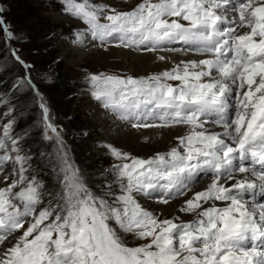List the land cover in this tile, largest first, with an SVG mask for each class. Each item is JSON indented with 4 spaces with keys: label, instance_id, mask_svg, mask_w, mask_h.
<instances>
[{
    "label": "snow or ice",
    "instance_id": "obj_1",
    "mask_svg": "<svg viewBox=\"0 0 264 264\" xmlns=\"http://www.w3.org/2000/svg\"><path fill=\"white\" fill-rule=\"evenodd\" d=\"M57 3L77 21L64 37L70 46L154 53L170 65L84 74L83 89L111 125L182 133L147 158L99 140L111 163L81 169L0 6L8 53L0 71L24 70L0 91V264H264V0H139L130 10ZM29 92L36 114L21 125L31 110L13 101ZM141 199L176 207L164 216Z\"/></svg>",
    "mask_w": 264,
    "mask_h": 264
},
{
    "label": "rangeland",
    "instance_id": "obj_2",
    "mask_svg": "<svg viewBox=\"0 0 264 264\" xmlns=\"http://www.w3.org/2000/svg\"><path fill=\"white\" fill-rule=\"evenodd\" d=\"M95 2L108 3L118 10H130L139 0H95ZM0 6L4 8L5 22L22 37L21 42L13 41L12 46L20 49L23 59L34 61L32 78L44 94L54 114L55 123L58 126L63 125L66 130L62 135L70 147V155L81 169L87 170L88 173H95L96 170L105 168L111 163L110 158L103 154V150L95 147L99 140L113 142L114 146L123 151L142 158H147L155 152L166 151L168 145L174 144L175 136L168 140L170 143L167 142L164 145L136 142L133 136L127 134L107 140L103 135L102 123L93 120L99 107L83 89V76L86 72L148 75L161 71L163 68H154L155 64L150 60L145 66L128 69L122 60H117L118 56L115 54L109 56L110 58L107 60L103 59L101 55L106 53L103 48H92L82 56L74 54L73 49L75 48L70 46L64 37L71 28L76 26L77 21L60 14V5L57 0H0ZM51 33H55V36L49 39ZM6 43H0V53L3 58L8 56L5 50ZM61 43L65 46H62ZM3 58H0V69H3ZM57 59L62 62L56 64L54 61ZM17 71L21 74L24 72L19 65L15 67L9 65L6 70L0 71V75L5 77V84L0 91L7 89L8 84L16 79ZM46 73L49 74L47 80L44 78ZM31 99L32 94L29 92L19 96L18 101H13L14 103H27L31 110V114L28 111L25 112L24 119L20 121L21 125L33 122L36 113L35 109L31 108ZM2 111L4 109L0 108V112ZM17 111H21V109H17ZM83 132H87L88 135H81L80 133ZM37 147L39 146H35L33 151H36ZM47 147L50 149L51 146ZM32 163L35 168L37 161L33 160ZM43 172H46L45 174L51 178L52 182L49 183V186L46 185L51 187L55 180L46 165L43 166ZM172 206L176 207V204H172ZM174 209L150 210L157 213L163 211L164 216H171ZM185 216H187L186 221L192 219L191 215ZM130 244L134 245L135 242L130 240Z\"/></svg>",
    "mask_w": 264,
    "mask_h": 264
},
{
    "label": "bare ground",
    "instance_id": "obj_3",
    "mask_svg": "<svg viewBox=\"0 0 264 264\" xmlns=\"http://www.w3.org/2000/svg\"><path fill=\"white\" fill-rule=\"evenodd\" d=\"M59 18H62V17H59ZM63 43H61V45L65 46V44H63ZM88 47L89 48H87V47H77V48L73 49V53L76 54V55L82 56L87 50H90L92 48H94V49L95 48L102 49L100 47H92V46H88ZM103 49H105V48H103ZM105 50H106V53H103V55H101V57L103 59L107 60V58H110L109 56H113V54H115V55L118 56L117 60L118 61L122 60L124 62V64H125V66H128V69L135 68V67L137 68L139 66H145L146 64H148V62L150 60H152L154 62V64H155L153 66L154 68L155 67L156 68L160 67V68L164 69L165 67H169L170 66V65H167L165 63L157 61L155 59L156 54H154V53L137 54V53H131V52H129L126 49L117 48V47H108ZM160 54H164V55H167V56H173L175 59H180L181 58L179 56H174V54L167 53V52L160 53ZM147 70H149V69H147ZM94 116H95L94 119H93L94 122L96 121V122L102 123V128H103V131H104L103 135H104V137L107 140L111 139V138H117L120 135L127 134V135H131V137L133 136L135 138L136 142H140V143H144L145 142V143H152V144L157 143V144H163L164 145V144H166L168 142V140H171L173 138V136L177 135L178 133H182V129H179V128H176V129H143V130H140V131H137L135 129H130V128H117L115 126H112L111 122L102 115V110L100 108H98L97 113ZM145 137L148 138L147 141H145ZM168 143H170V142H168ZM168 147H169V145H168ZM203 183H204V181H201L200 184L197 185V187H200V185L203 184ZM140 203L145 205V206H147L149 209H155V210L156 209L166 210L167 208L168 209L175 208L172 205L163 206V205H158V204H155V203H150V202H148V201H146L144 199H141ZM179 215L181 216V218L184 221H186L187 216H185L183 214H179Z\"/></svg>",
    "mask_w": 264,
    "mask_h": 264
},
{
    "label": "trees",
    "instance_id": "obj_4",
    "mask_svg": "<svg viewBox=\"0 0 264 264\" xmlns=\"http://www.w3.org/2000/svg\"><path fill=\"white\" fill-rule=\"evenodd\" d=\"M46 172H41V176H42V178H43V180L45 181V184L46 185H48L49 186V183H51L52 181H51V178H49L48 176H47V174H45Z\"/></svg>",
    "mask_w": 264,
    "mask_h": 264
}]
</instances>
